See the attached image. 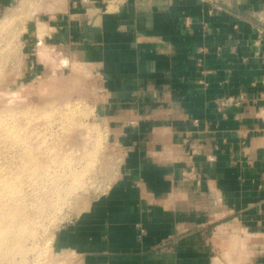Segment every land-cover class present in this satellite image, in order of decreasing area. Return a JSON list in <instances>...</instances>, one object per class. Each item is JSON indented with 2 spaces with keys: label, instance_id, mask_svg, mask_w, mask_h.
<instances>
[{
  "label": "crops",
  "instance_id": "crops-1",
  "mask_svg": "<svg viewBox=\"0 0 264 264\" xmlns=\"http://www.w3.org/2000/svg\"><path fill=\"white\" fill-rule=\"evenodd\" d=\"M14 11L23 43L49 38L136 115L129 176L58 245L84 264H264V0H0Z\"/></svg>",
  "mask_w": 264,
  "mask_h": 264
},
{
  "label": "rangeland",
  "instance_id": "rangeland-1",
  "mask_svg": "<svg viewBox=\"0 0 264 264\" xmlns=\"http://www.w3.org/2000/svg\"><path fill=\"white\" fill-rule=\"evenodd\" d=\"M25 19L0 17V264H84L60 233L129 176L136 115L49 38L23 43Z\"/></svg>",
  "mask_w": 264,
  "mask_h": 264
},
{
  "label": "built area",
  "instance_id": "built-area-1",
  "mask_svg": "<svg viewBox=\"0 0 264 264\" xmlns=\"http://www.w3.org/2000/svg\"><path fill=\"white\" fill-rule=\"evenodd\" d=\"M258 33H259V36H260L259 39H258V42H259L261 40L262 36L264 35V27H259ZM227 105H228V99H224L219 104L220 107H226Z\"/></svg>",
  "mask_w": 264,
  "mask_h": 264
},
{
  "label": "bare ground",
  "instance_id": "bare-ground-1",
  "mask_svg": "<svg viewBox=\"0 0 264 264\" xmlns=\"http://www.w3.org/2000/svg\"><path fill=\"white\" fill-rule=\"evenodd\" d=\"M4 236H7V234H4ZM7 240L6 237H1L0 236V248H4L5 247V244L4 242ZM3 244V245H2ZM228 248V247H227ZM228 250V249H227Z\"/></svg>",
  "mask_w": 264,
  "mask_h": 264
}]
</instances>
